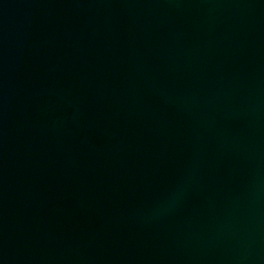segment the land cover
Here are the masks:
<instances>
[{
  "label": "water",
  "instance_id": "water-1",
  "mask_svg": "<svg viewBox=\"0 0 264 264\" xmlns=\"http://www.w3.org/2000/svg\"><path fill=\"white\" fill-rule=\"evenodd\" d=\"M0 264H264V0H0Z\"/></svg>",
  "mask_w": 264,
  "mask_h": 264
}]
</instances>
